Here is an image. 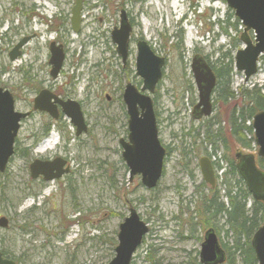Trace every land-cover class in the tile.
I'll use <instances>...</instances> for the list:
<instances>
[{"label":"rangeland","instance_id":"374dc122","mask_svg":"<svg viewBox=\"0 0 264 264\" xmlns=\"http://www.w3.org/2000/svg\"><path fill=\"white\" fill-rule=\"evenodd\" d=\"M26 1L25 8L35 12L31 0ZM58 2L68 8L73 1H50V14L59 12ZM14 3L17 0H0V84L11 89L14 107L24 111L32 98L23 95L27 94L22 88L26 75L31 77V87L51 84L53 88L45 66L48 40L55 34L46 32L38 20H31L26 32L32 29L30 32H36L37 37L29 41L21 57L10 62L7 51L19 38L16 30L23 29ZM190 3L194 10L189 9L187 0H87L84 11L87 23L83 29L89 36L85 38L89 41L85 47L89 63L76 68L71 52L77 56L81 40L78 44L70 43L69 59L56 81L64 93H73L82 101L87 131L74 137L75 129L66 123L60 134L52 127L44 135L41 127L46 117L34 114L22 121L15 153L0 173V216L9 220V227L0 229V249L18 264H106L115 255L111 241L116 239L117 227L128 215L129 207H134L148 226V233L130 264H200L197 260L204 219L196 216V209L200 195L209 194L210 186L202 182L198 159L209 155L220 164L215 185L222 195L223 173L227 170L223 155H232L236 149L257 152L254 145L247 150L240 148L227 134L226 151L217 138L212 146L205 142V129L209 126L212 133H217L218 127L226 130L227 118L241 90L256 89L264 96V54L257 63L258 70L247 81L232 62L229 87L234 99L222 105L213 93L212 114L201 120L192 119L191 109L198 101L189 68L192 56L202 55L218 68L222 62L232 60L244 44L239 40L242 25L225 0ZM122 9L132 19L133 27L128 65L123 71L119 57L105 43L101 45L109 23L118 25ZM184 13L187 19L179 21ZM101 18L107 19L100 23ZM137 38L146 41L154 54L166 59L161 81L151 94L157 134L167 152L162 179L152 190L140 183L139 176L129 181L118 146L119 139L127 136L118 90L124 81L138 80L134 70ZM88 64L92 65L90 69ZM72 71L78 79L75 75L70 84L61 86ZM105 93L111 100H106ZM34 133L38 136L35 143L30 138ZM55 153L68 159L70 172L60 180L40 186L30 179L28 165L36 156ZM73 210L76 214L71 213ZM219 226L222 228L221 221L217 222ZM224 230L219 240L230 249L232 241Z\"/></svg>","mask_w":264,"mask_h":264},{"label":"water","instance_id":"95a60500","mask_svg":"<svg viewBox=\"0 0 264 264\" xmlns=\"http://www.w3.org/2000/svg\"><path fill=\"white\" fill-rule=\"evenodd\" d=\"M227 7L232 9L235 17L242 24L240 42L244 46L235 52L233 65L235 70L241 72L244 81H247L257 71V61L264 54V0H225ZM78 10L74 9L73 16L76 18ZM120 23L112 31L111 39L116 44V49L125 61L129 35L132 31L124 10L120 12ZM252 34V38L249 34ZM135 70L140 76L142 86L140 91L131 84H127L123 101L128 114V139L120 140L122 146L121 157L128 168L129 178L134 175L141 177V184L152 189L161 179L165 148L158 141L157 123L153 102L150 93H154L158 82L163 74L165 58L154 54L146 41L139 40L136 43ZM51 59L54 57V73L60 68L61 53L52 50ZM58 52V53H57ZM58 54V56L56 55ZM57 56V57H56ZM15 56H11L13 59ZM192 78H194L197 89V103L192 108V118L199 120L212 113L211 95L216 83V77L212 67L208 65L205 58L195 54L189 64ZM47 97L41 94L35 98L34 106L39 110H47L51 115L54 109L49 110ZM13 100L9 92L3 91L0 87V173L5 170L7 161L13 154L14 137L17 135L19 121L24 113L15 112L12 108ZM63 112L76 127V134L84 133L83 116L79 105L76 102L67 101L61 104ZM50 106V105H49ZM251 129H253V140L256 147V154L236 149L235 168L245 183L248 194L256 201L264 202V170L257 166L256 159L264 161V110L257 111L252 116ZM66 161L56 157L53 161L34 160L30 164L31 179L43 176L46 181L60 177L67 173ZM200 173L205 183L214 186V174L212 163L207 156L199 159ZM54 169L56 170L55 173ZM128 215L125 216L117 227L116 245L114 256L106 264H129L134 251L141 245L148 227L144 220H141L133 207L128 208ZM6 217L0 218V227H7ZM250 246L253 248L256 264H264V221L251 236ZM203 242L200 245L199 261L201 264H223L226 260V252L222 249L213 228L204 232ZM0 264H16L11 259H3L0 253Z\"/></svg>","mask_w":264,"mask_h":264},{"label":"flooded vegetation","instance_id":"af4514ba","mask_svg":"<svg viewBox=\"0 0 264 264\" xmlns=\"http://www.w3.org/2000/svg\"><path fill=\"white\" fill-rule=\"evenodd\" d=\"M50 1L53 2V0H31V5L30 6L33 7L34 10H36L35 12L32 11V10H28V9L25 8V4L27 2L26 0H17V3H14L15 4L14 11H16L17 12V16L20 17V21L22 22V26L21 27L23 29H20L19 28L18 30H16L17 35L19 34V38L16 39L15 44H13V46L10 47L9 50L7 51V54H8V57H9V61L10 62H13V61L17 60L19 57H21L23 55V52H24L23 49L27 46V44L29 43V41H31L33 38L35 39L37 37V33L36 32H34V31L33 32H30V31H32V29H30V31L26 32V28H30L31 27V24H32V21L31 20H33V19L34 20H38L39 23L45 27L46 32H49L51 34L54 33L55 36L52 37V35H51L50 39L48 40L47 52H49V53H48L47 58H46V63L47 64L45 66V68L47 69V74L49 75V79H51V83L53 84V88H52V85L51 84L48 85V86H44L43 88H39V87H35V86L34 87H31V85L29 84V80H30L31 77L30 76L28 77L25 74L26 75L25 76V84L22 85V88H24V92H26L27 94H23V95L24 96L25 95L26 96H29L30 95V96H32V98H31V100L28 103L27 110H24V111L19 110L18 111L14 107V104H15V95H14V93L10 91L11 89H7L6 86H3V85L0 84V87L2 88V90L9 92L10 96L12 97V100H13L12 108H14V111L15 112H18V113L21 112V113H24L25 114L24 117H22L20 119V121H19L18 132H17V135L14 137V140L15 141H14V144H13V151H14L13 154L15 153L14 146L16 145V143L18 141L17 140V136H18V133H19V130H20V125H21L22 121H24L25 119H29L34 114H37L39 116L46 117V120L47 121H45L44 123L42 122V127H41L44 135L45 134H48L52 130V127H56L57 128V133L60 134L63 126L65 127V125L67 123L69 126L71 125L75 129L74 137H79L80 135L85 134V132L87 131V129L89 127L88 124H87V121H86V117L84 116V113H83L82 101L79 100V99H76V97L73 95V93H71V94L64 93L62 87L60 88V86H57L56 85V81H58V78L61 77V73L63 72L64 66H66V62L69 59L70 52H69L68 46H69L70 43L75 42V43L78 44V41L81 40L79 42V45H77V47H79V50H78L79 52H77V56L74 55L73 52H71V56L72 57H75L74 58V62L76 63L75 64L77 66L76 68H78L79 66H82V65H85V64L89 63V62H87V59L85 58V55L87 53L85 47L89 43V41L87 42V40L85 38H89V36L88 35L87 36L85 35V33H84L85 31L83 29L84 23L85 22L87 23V19L85 18V14H84V11L86 9L85 8V5H86L87 0H71V2L72 1L73 2L72 3L70 2L71 4H69L68 8H65L63 3H59L58 2V6H59V9H60L59 12H53L51 14H50V10L48 9L49 8V2ZM67 1H69V0H67ZM104 2L107 5V2L106 1H104ZM190 2H191V0H190ZM61 5H62V7H61ZM74 9H77L78 10V15H77L76 18L73 16ZM191 9H193V10L195 9L192 4H191ZM117 12L118 11L115 10V15L117 14ZM124 12H125V15L127 17V20L129 22L130 26L132 27V19H130L129 15L127 14V12L125 10H124ZM106 19L101 18L99 20V22L101 23V22L105 21ZM120 19H121V17H120V14H119V16H118V25H113V24L111 25V23H109L110 24V27H107L106 31H104V35L105 36H104V39H102V44L101 45H103L105 43L107 45V48L110 49V50H112V52H113L112 54L113 55L116 54V56L119 57V59L121 60V62H120L121 70L123 71L125 69V67L128 65V57H129V54H130V44L133 41V39L131 38V35H132V32H133V27H132V31H131V33L129 35V38L130 39H129L128 46H127V49L128 50H127V55H126L125 61H124V60H122L121 55L118 53V51L116 49V44L111 39L112 31L119 26ZM20 30H22V32H20ZM72 35L75 36V37H72ZM94 40H96V39H94ZM139 40H142V39L141 38H137L135 40V46H136L137 41H139ZM102 48L105 49V47H102ZM51 49L52 50H55V51H59L61 53V56H62L61 62H60L61 63L60 68L57 70L56 73H54L55 76H53L52 73H51V70L53 68V63L52 62H54V57H55L54 56L51 59V56H52ZM73 50L75 51V49H73ZM57 53H56V55L58 56ZM136 54H135V57H136ZM11 56H15V57L13 59H11ZM109 59L110 58L105 57V60L106 61H109ZM135 62H136V59H135ZM208 64L210 65L209 62H208ZM88 65H89V69H90L92 65L91 64H88ZM93 66L96 67L97 64H93ZM134 70H135V63H134ZM75 75H76V80H77L78 79L77 73H75V72L72 71L71 72V76H69L68 79H66L64 81V83L62 82L61 83V86H67L68 84H70L71 81L74 79ZM81 75H82V73H81ZM135 76L138 77V80L137 81L126 80V82L124 81L123 82V85L118 90V92L120 93L119 102L121 103V105L123 107V114H124V119H125V124H126V135H127L126 138H120L119 141H118V146H120V149H121V151H120V157H121V152H122V146L120 144V140L127 141V139H128V114L126 113L127 112L126 111V105H125V103L123 101V95L125 93L124 91H125V88H126V85L127 84H131L138 91H140V87L142 86L141 78L137 74L136 70H135ZM132 78H134V77H132ZM49 79L47 77L46 80L49 81ZM85 80H87V78ZM57 87H59L58 90H57ZM41 92H42V96L43 97H47V99H49L48 100V103H49L50 106L48 104L45 105V106L49 110L54 109V111H55L54 112V114H55L54 116L51 115L47 110H39V109L35 108V106H34V100H35L36 97H38L41 94ZM151 94H153V93H150V96H151V99H152V102H153V96ZM105 98H106V100L109 101V100H111L112 97L110 95H108L107 93H105ZM67 101H72V102L74 101V102L77 103V105H79V108H80V111H81V115L83 116L84 125L86 126V131L84 133H80V134L77 135L76 134V127L73 126V124L71 123L70 118L68 116H66L65 113L63 112V106L61 104L63 102H67ZM212 104H213V101L211 99V110H212V107H213ZM153 109H154V102H153ZM212 112H213V110H212ZM209 116H207V117H209ZM155 117H156V112H155ZM207 117H203V118H207ZM191 118H192V112H191ZM203 118H201V119H203ZM201 119H199V120H201ZM157 133H158V130H157ZM37 137L38 136H36L35 133L34 134H31V137L30 138L33 139V143H35V142L38 141ZM158 141L160 143L159 137H158ZM254 147H255V145H254ZM60 149L63 150L62 149V146H61ZM233 152L235 154L236 151L234 150ZM166 153L167 152H166V149H165V158H166ZM13 154L11 155V157L13 156ZM234 154H233V159H234V162H235ZM11 157L9 158V160L11 159ZM56 157L60 158L63 161H66L65 162V165H63L62 169H64L65 166H68V170L70 169L68 159H66L65 156L63 157V154H61V153H55L52 156H43V157H41V156L37 157L36 156L29 163V165H28V171L30 169L29 168L30 167V164L34 160L53 161L54 158H56ZM165 158H164V161H165ZM208 158L210 160V163H212L213 174H214V186L212 187L211 185L208 184L210 186V189L209 190H214V189L216 190V185H215L216 174L215 173H216L217 169L220 168V164L216 160L215 161L212 160L210 156ZM258 159H256V161H257V166L259 167V161H258ZM122 160H123V158H122ZM123 162H124V160H123ZM124 164H125V162H124ZM235 164H236V162H235ZM163 166H164V162H163ZM198 166H199V171H200V164ZM125 167H126V165H125ZM55 172H56V170L54 169V172L53 173H55ZM69 172H70V170L67 173H63L60 177H57V178H55L53 180H50V181H46L44 179V177L41 176V175H39L36 178H33V179L30 178V179L32 181L35 180L36 182H38V184L40 186H44V184L47 183V182H52V181L55 182L57 180H60V179L64 178L65 175L68 174ZM128 172H129V170H128ZM163 172H164V167H163ZM163 172H162V175H163ZM226 172H227V170L223 173L224 176L227 174ZM29 174H30V171H29ZM200 175H201V173H200ZM134 176H139V175H134ZM133 177L131 179V178H129V175H128L129 181H132L133 180ZM201 177H202V175H201ZM139 178H140V183H141V177H139ZM161 179H162V177H161ZM159 181H158V183H159ZM202 182L205 185L207 184V183L204 182L203 177H202ZM158 183L156 184V186L158 185ZM156 186H154L152 189H155ZM152 189H148V190H152ZM126 204L128 206L130 203H128V201H127ZM138 215H139V213H138ZM2 217L3 216H0V218H2ZM4 217H6V216H4ZM139 217H140V215H139ZM140 219H141V217H140ZM7 220H8V218H7ZM8 225H9V220H8L7 227H9ZM146 225H147V223H146ZM7 227H3V228L5 229ZM209 227L210 228H213V230H214V232H215V234L217 236L216 230L212 226H208L205 229L203 228L204 230L201 229L200 231H201L202 236L200 237L201 242L199 244V249H200L201 243L204 240L203 239L204 232ZM3 228L0 227V229H3ZM217 238H218V241H219V243L221 245V242H220L218 236H217ZM137 249H138V247H137ZM199 249H198V260L197 261L201 264V262L199 261V252H200ZM0 253H1V257L3 259H5V258L11 259L16 264H18L5 251H2L0 249ZM134 254H133V256H134ZM133 256H132V259H133ZM132 259H131V261H132Z\"/></svg>","mask_w":264,"mask_h":264},{"label":"trees","instance_id":"16d2710c","mask_svg":"<svg viewBox=\"0 0 264 264\" xmlns=\"http://www.w3.org/2000/svg\"><path fill=\"white\" fill-rule=\"evenodd\" d=\"M233 59L228 63H223L218 68L213 66L215 77L217 78L214 99L223 103L234 99V94L230 91L229 75L233 70ZM256 90V89H255ZM254 89L241 90L239 100L232 108L227 118V127H218L217 133L209 131V126L205 129V142L215 145V140L222 142L225 151L227 150L226 134L231 140L242 149H251L253 145V129H251L252 116L257 111L264 110V96L260 95ZM215 138V140H214ZM211 140V141H210ZM225 163H227V174L224 176L225 181L223 194L219 195L217 190H210L206 196L200 195L196 216L202 218L200 223L202 228L212 226L215 228L217 236L224 230L226 237L232 241L230 249L225 244H221L226 251V261L224 264H236L235 258L239 259L240 264H256L253 248H251V236L260 227L264 221V202L256 201L248 194L245 183L235 168V162L232 155H223ZM259 167L264 169L263 161L258 159ZM229 176L228 178H226ZM250 200L249 206L247 205ZM201 209V210H199ZM71 213L76 214V211ZM213 220V222H209ZM222 223L217 228V222ZM111 243L116 244V239H112ZM150 259V255H147ZM198 264V263H196Z\"/></svg>","mask_w":264,"mask_h":264}]
</instances>
